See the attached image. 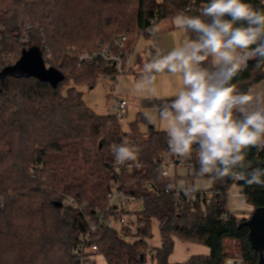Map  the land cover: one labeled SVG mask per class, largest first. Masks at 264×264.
<instances>
[{"label":"trees","instance_id":"1","mask_svg":"<svg viewBox=\"0 0 264 264\" xmlns=\"http://www.w3.org/2000/svg\"><path fill=\"white\" fill-rule=\"evenodd\" d=\"M191 2L0 0V27L4 29L0 30V43L18 39L21 34L27 38L17 58L0 66V74L4 73L0 81V195L7 201L6 208L0 210V264H77L74 251L78 236L89 230V224L96 221V211L104 209L108 202L114 172L110 149L120 141L118 129L109 127L107 116L98 115L85 104L77 87L61 91L68 70L72 75L68 80L89 88L95 86L98 74L104 71L96 66L78 67L66 48L92 51L100 43L111 42L117 29L122 28L131 35L128 48L132 50L136 35H145L151 26L175 18ZM245 2L264 9V0ZM32 48H37L45 66L62 76L60 80L53 83L38 76L5 74ZM261 82L264 64L257 66L254 59L231 81L237 90L249 94ZM165 101L161 100L158 108ZM142 122L145 118L138 114L129 124L128 136L140 148L134 161L144 168L126 177L122 188L126 194L143 197L139 216L147 228L135 241L100 225L93 241L106 264H170L175 238L202 244L210 254L172 264H224L231 253L227 244L232 241L238 243L247 264H259V252L252 249L249 227L243 223L257 209L264 210V186L239 182L245 201L253 207L252 214L243 219L227 211V192L235 183L229 178L214 180L210 190L218 193L209 205L195 204V212L189 203L175 206L171 197L152 196L147 184L160 189L177 182L178 177H161L156 161L168 152L166 133L149 127L142 134ZM192 156L194 176L198 177L195 146ZM247 161L253 167L264 168V151L249 150ZM40 165L42 172L37 171L33 178L30 170ZM70 196L85 206L83 211L54 206L56 201ZM225 213L229 216L227 223L222 220ZM151 220L160 228L162 243L157 249L147 243L152 238ZM149 249L153 250L150 257Z\"/></svg>","mask_w":264,"mask_h":264},{"label":"clouds","instance_id":"2","mask_svg":"<svg viewBox=\"0 0 264 264\" xmlns=\"http://www.w3.org/2000/svg\"><path fill=\"white\" fill-rule=\"evenodd\" d=\"M175 23L188 38L166 52L154 44L134 93L155 95L157 76L178 77L179 88L158 108L169 152L191 160L195 146L199 177L264 186V168L247 161L249 150L264 151V91L249 94L231 83L249 60L264 64V9L245 0H208L199 14L180 12ZM147 31L155 37L159 28ZM139 152L127 139L112 147L121 166Z\"/></svg>","mask_w":264,"mask_h":264},{"label":"built area","instance_id":"3","mask_svg":"<svg viewBox=\"0 0 264 264\" xmlns=\"http://www.w3.org/2000/svg\"><path fill=\"white\" fill-rule=\"evenodd\" d=\"M208 0L198 2L197 0H192L184 12L188 13H199V10L207 4ZM151 23H154L151 20ZM4 30L0 27V30ZM148 34V31H146ZM129 39L126 34L121 33L116 35L111 42L105 44H99L97 48L92 51H74L75 59L77 60V65H87L90 67L96 66L97 68L103 69L102 79H107L111 82V92L109 94V101L107 105V125L111 128H117L119 132L120 141L115 142L110 149V154H112V147L114 145L122 143L123 140L129 138L128 133L124 131L122 121L127 113L128 100L121 98L118 94L119 80L129 72L132 60L131 50L128 48ZM6 60L0 62V66L4 64ZM248 61L246 68H248ZM167 138V135H166ZM114 157V156H113ZM183 162L175 155L165 152L159 156L156 161V167L159 169L161 177L169 179L172 176L171 170L182 168ZM114 172L111 185V191L108 195V202L104 209L97 210L96 221L89 224V230L85 234L78 236V245L74 251V255L77 257V264H92L95 258L99 257V248L94 243L93 239L98 232L99 226L104 225L112 231H117L121 236L126 238L139 240L140 234L146 230L147 225L144 221H141L139 213H137L138 204H142L143 197L135 196L132 194H126L123 190V184L125 183L126 177L134 176L143 170L141 163L136 161H129L125 166L119 165L115 159L113 164ZM43 165L37 166L36 169H31L32 177H36V172H42ZM240 181H235L234 184L239 186ZM174 186L172 191H166L167 186L163 188H156L152 183L146 185L148 192L152 193V196L157 197H171L173 199V204L179 206L185 203L192 205V211H196L194 208L195 204H201V206L209 205L211 200L217 191L211 190H199L197 191L191 186H182L178 182L172 183ZM195 189V191H191ZM190 192L189 195H185V191ZM240 196H244V192L241 190L238 192ZM230 197V196H229ZM62 205L65 207H71L73 209H78L83 211L85 206L80 205V201L73 197L63 198ZM7 201L4 196L0 195V210L6 208ZM227 207L228 213H230V208ZM228 214L225 213L222 216L223 222L228 221ZM152 249L148 252L152 254ZM224 264H243L242 259L230 258L225 261Z\"/></svg>","mask_w":264,"mask_h":264},{"label":"rangeland","instance_id":"4","mask_svg":"<svg viewBox=\"0 0 264 264\" xmlns=\"http://www.w3.org/2000/svg\"><path fill=\"white\" fill-rule=\"evenodd\" d=\"M26 2H34L35 0H23ZM156 26L159 28L158 37L164 38L163 41L169 42L170 45L179 46L182 40L187 39V33L177 27L175 23V18L173 19H165L164 21L159 22ZM2 30V29H1ZM124 33L127 37H131L130 33L124 31L122 28L117 29V35ZM136 33H140L139 30ZM135 33V35H136ZM144 34H147L144 32ZM3 36L0 35V42ZM136 45L134 48V52L136 55L143 54L144 51L147 52V58L150 59L152 56V52H150V44L152 36H144L142 33L136 35ZM27 38L24 34H21L20 38L13 39L7 41V43H0V61L8 60L14 61L17 57V52L21 50L22 47L27 43ZM149 41V42H147ZM147 47V49H145ZM172 46L166 47V51L170 50ZM74 51H80L76 47L68 46L66 48V53L71 60H75ZM135 55V56H136ZM22 63H18L15 65V69H13V75L22 76V75H34L39 76L42 79L49 80L56 79L59 77L58 73H53L47 66L43 65L41 62V58L38 55L37 49H31L25 52L22 56ZM25 65V67L22 65ZM101 74H98L97 82L93 88H89L85 85H78L73 80H68L72 75L70 74V70L67 71V81L65 85L61 87V91L65 93L66 88L68 87H77L79 91L82 93V98L85 104L98 115L107 116V105L109 101V94L111 92V82L107 79H102ZM1 77V74H0ZM140 73H136V70L133 69L132 72L126 73L121 80H119L118 85V94L121 98H126L129 101V107L127 115H125L122 125L124 131L127 133L131 130L130 123L134 122L137 119L138 114L145 118V122L139 123V129L142 132H147L149 127H154V129L158 131H164L163 122L158 118V102L159 100H167L172 98V93L179 88L180 81L178 77H172L167 74L163 76H157L156 81V89L157 93L155 95L151 93H146L144 95H137L134 93V84L139 79ZM190 161V160H187ZM190 177L188 175L187 168H184L181 171L180 176L178 177V183L182 186H191L194 187L197 191L200 189H209L213 188L214 180L209 177H195L193 167L190 170ZM173 170H171V174H173ZM171 177H174L171 176ZM241 190L240 186L233 184L227 193H229V207H231L232 212L240 219L243 217H249L253 212V207L249 205L244 197H235ZM143 211V205L138 204L137 213L141 214ZM246 215V216H243ZM151 234L152 238L147 240L149 247L157 249L161 243L162 239L160 238V228L158 222L155 220H151ZM230 250V258L242 259L241 250H239L238 243L229 242L227 244ZM148 253V257H150L151 253ZM228 258V259H230ZM97 264H106L105 259L103 257L95 258ZM148 264H150L148 262ZM243 264H247L243 260Z\"/></svg>","mask_w":264,"mask_h":264},{"label":"crops","instance_id":"5","mask_svg":"<svg viewBox=\"0 0 264 264\" xmlns=\"http://www.w3.org/2000/svg\"><path fill=\"white\" fill-rule=\"evenodd\" d=\"M144 36H150V35L149 34H145ZM136 40H137V38H136ZM163 40H164V38L162 39V37H158V36L153 37L152 36L151 44H150L149 41H147L150 44V52H153L154 44L156 46H159L160 48H162L164 51L166 50V47H168V46H172L173 47V45H170L169 42L166 41V39H165V41H163ZM135 45H136V42H135V44H134V46L132 47V50H131L132 60H131V66H130L131 68H130L129 72H132V70L135 69L136 70V73L138 74V73H141L143 64L145 62H147L149 59L147 58V55L148 54H147L146 51H144L143 54L136 55V53L134 52ZM145 49H147V47ZM257 91H264V82H261V83L257 84L256 86H254L252 88V90L250 91V94L255 93ZM123 99H124V97H123ZM160 101L161 100H159V102ZM159 102H158V104H159ZM129 104L130 103L128 101V107H129ZM127 110H128V108H127ZM126 115H127V113H126ZM151 128H154V127H151ZM156 131H158V130H156ZM159 132H163V131H159ZM141 133L142 134H146L147 132H142L141 131ZM164 133H166V132H164ZM179 159L181 160V158H179ZM192 160H193V156H192V159L190 161L181 160L184 163L183 164V167L182 168H178V169H174L173 170L174 173L172 174V176L174 175V176L179 177L181 171H183L184 168H187L188 175H191L190 174L191 173L190 170L193 167L191 165V161ZM210 189L211 188H209L207 190H210ZM200 190H205V189H200ZM235 197H241L242 198L244 196H240L237 193V194H235ZM229 199H230V197H229ZM228 207H229V200H228ZM229 208H230V213L232 215L236 216L232 212L231 207H229ZM243 216H246V215H243ZM243 218H246V217H243ZM243 218H240V219H243ZM209 254H210L209 249L206 246L202 245V244H196V243L188 242V241L184 242L182 240H179V239L175 238V241H174V250H173L172 255L169 258V263L170 264H172V263H184V262H186L192 256H201V255H209Z\"/></svg>","mask_w":264,"mask_h":264},{"label":"water","instance_id":"6","mask_svg":"<svg viewBox=\"0 0 264 264\" xmlns=\"http://www.w3.org/2000/svg\"><path fill=\"white\" fill-rule=\"evenodd\" d=\"M32 49H35V48H32ZM25 52H27V51H25ZM37 52H38V50H37ZM38 55H39V52H38ZM40 58H41V56H40ZM22 60L20 61V63H22ZM23 66L25 67L24 64L22 65V67ZM15 68L16 67H13V68H11V70H8V72L6 71L5 74H8L9 73V74L13 75L12 74L13 73L12 70L15 69ZM52 72L55 73L56 71L52 70ZM56 73H58V72H56ZM26 76H31V75H26ZM32 76H34V75H32ZM3 77H4V73L1 74L0 81H2ZM61 78H62V76L59 74V77L58 78L51 79L50 82L56 83ZM47 81H49V80H47ZM54 206L55 207L56 206L57 207H61L62 206V202L56 201L54 203ZM243 225H246V226L249 227V234H248L249 235V241H250V244H251L252 249H255V251L257 253L259 252V256H260V263L259 264H264V210L263 209L262 210H258L257 209L253 213V215L251 216V218L249 220H247L246 222H244Z\"/></svg>","mask_w":264,"mask_h":264}]
</instances>
